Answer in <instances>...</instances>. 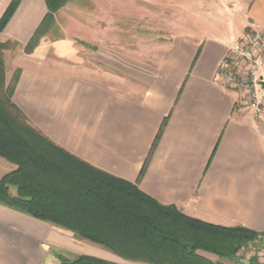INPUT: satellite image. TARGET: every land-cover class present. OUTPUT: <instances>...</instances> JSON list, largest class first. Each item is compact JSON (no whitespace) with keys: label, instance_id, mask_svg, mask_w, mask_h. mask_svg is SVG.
Listing matches in <instances>:
<instances>
[{"label":"crops","instance_id":"1","mask_svg":"<svg viewBox=\"0 0 264 264\" xmlns=\"http://www.w3.org/2000/svg\"><path fill=\"white\" fill-rule=\"evenodd\" d=\"M9 2L0 0V17ZM45 8L43 0H23L4 40L26 43ZM236 16L238 24L227 36L173 41L153 70L142 74L146 86L140 93L44 71L34 57L6 70L5 82L18 69L12 102L30 124L68 153L131 183L167 118L138 189L189 218L244 227L264 239V111L255 117L246 93L215 78L234 42L264 32V0H249ZM14 168L0 158V179ZM58 250L116 264H146L0 205V264H43L47 256L55 264ZM203 257L216 262L212 255Z\"/></svg>","mask_w":264,"mask_h":264},{"label":"trees","instance_id":"2","mask_svg":"<svg viewBox=\"0 0 264 264\" xmlns=\"http://www.w3.org/2000/svg\"><path fill=\"white\" fill-rule=\"evenodd\" d=\"M44 1L48 12L26 52L37 46L53 23L54 13L68 0ZM19 2L11 0L6 7L0 17V32ZM4 49L6 45L0 43V52ZM16 81L17 75L5 84L0 60V158L15 167L0 179V205L67 231L73 238L124 260L146 264H220L203 254L231 261L241 248L262 239L244 227L228 228L189 218L138 189L167 118L156 133L137 181L131 183L80 160L34 128L12 102ZM57 260L55 264H116L88 255L73 259L57 255Z\"/></svg>","mask_w":264,"mask_h":264},{"label":"rangeland","instance_id":"3","mask_svg":"<svg viewBox=\"0 0 264 264\" xmlns=\"http://www.w3.org/2000/svg\"><path fill=\"white\" fill-rule=\"evenodd\" d=\"M248 4L249 0H68L54 13L53 23L31 52L25 48L47 8L26 43L4 40L2 34L11 17L0 32V43L6 45L0 60L4 75L8 69L14 70L17 61L34 57L44 71L84 76L101 86L136 94L146 86L140 82L142 74L153 70L173 41L227 36L238 24L237 13ZM17 74L18 69L13 77ZM259 95L264 96L263 86ZM57 255L65 259L76 256L62 250ZM52 259L47 256L43 264ZM215 261L264 264V239L241 248L234 260Z\"/></svg>","mask_w":264,"mask_h":264},{"label":"built area","instance_id":"4","mask_svg":"<svg viewBox=\"0 0 264 264\" xmlns=\"http://www.w3.org/2000/svg\"><path fill=\"white\" fill-rule=\"evenodd\" d=\"M215 78L223 85L249 96L253 115L264 111V96L259 90L264 84V32L244 35L234 42L219 63Z\"/></svg>","mask_w":264,"mask_h":264}]
</instances>
